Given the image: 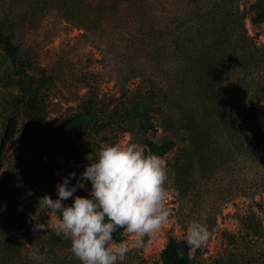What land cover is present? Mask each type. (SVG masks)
Wrapping results in <instances>:
<instances>
[{
    "label": "rangeland",
    "instance_id": "374dc122",
    "mask_svg": "<svg viewBox=\"0 0 264 264\" xmlns=\"http://www.w3.org/2000/svg\"><path fill=\"white\" fill-rule=\"evenodd\" d=\"M231 2L243 11L253 0ZM212 4L213 0H0V23L13 30L23 58L34 66L25 67L26 72L34 79H47L40 92L48 99L52 125L83 109L86 101L96 105L98 115L115 107L121 110V102L136 105L141 91L153 90L154 99L162 103L160 113H150L156 130L133 128L131 134L118 132L115 137V144L121 145L145 146L144 138L158 143L171 137L175 142L160 156L172 179L170 222L147 249L130 250L124 264L160 262L168 239L186 241L187 224L194 219L208 226L210 237L201 248L189 251L192 264H264L261 245L247 247L240 233L245 216L252 211L261 216L256 203L264 207V151L249 145L238 131L228 137L216 120H208L206 126L193 120L188 110L181 132L164 126L176 111L210 98L207 103L212 105L247 104L264 130L261 25L244 21L246 34L257 47L252 50L254 60L233 69L226 59H218L195 84L173 77L185 44H191L186 27ZM20 86L16 67L0 48L1 208L15 195L21 177L30 181L29 187L51 188L71 172L79 178L82 168H71L61 152L79 151L93 162L107 139L114 141L113 136L88 132L60 136L55 128L40 142L31 135L24 107L14 105L21 99ZM90 189L85 183L84 190ZM48 218L50 212L44 224ZM124 241L131 242V237L122 233Z\"/></svg>",
    "mask_w": 264,
    "mask_h": 264
},
{
    "label": "trees",
    "instance_id": "16d2710c",
    "mask_svg": "<svg viewBox=\"0 0 264 264\" xmlns=\"http://www.w3.org/2000/svg\"><path fill=\"white\" fill-rule=\"evenodd\" d=\"M234 7L231 0H213L210 8L201 13L199 11L200 18L186 27L191 44H185L182 58L174 66L179 68L176 69L173 77L176 78L177 75V77L187 78L186 81L189 78L190 82L195 84L201 73L209 67H214L218 59L221 62L226 59V64L233 69L255 59L256 55L252 50L257 47L251 44L250 37L246 34L244 21L248 19L252 24L261 25L264 31V0H253L243 11H239L237 7L234 9ZM196 44L199 49H196ZM0 48L10 63L16 67L21 77V99H16L14 105L21 104L24 107L29 119L31 135L40 142L41 139L50 136L55 128H58L60 136L82 132L113 136L112 143H108L109 139H107L106 144L109 145L115 144L118 132L131 134L133 128L143 132L156 130L150 113H160L162 103L154 99L153 90L139 92L138 98L141 101H137L132 107H126V104L121 102V110L118 111L115 107L108 109L102 115H98L96 105L92 101L83 102V109L62 117L56 126L52 125L48 118V99L45 95L42 97L40 92L47 79L46 77L34 79L29 76L25 67L34 66L23 58L22 49L15 42L13 30L1 23ZM185 85L187 88V82ZM207 99L209 101L210 98ZM207 101L200 99L199 103L192 104L193 107L183 112L176 111L168 119V126L163 123L165 128L181 132L184 128V116L187 114L185 112L188 110L193 120H199L205 126L208 120H216L217 125L228 137L238 131L248 138L249 145L252 143L255 148L264 151V130L255 121L251 113L253 111L247 104L241 103L237 107H227L221 102L212 105ZM143 140L147 149L158 156L169 151L175 144L171 137L164 138L158 143L151 139L144 138ZM61 154H64L63 157L71 168H82L81 174L86 165L91 163L90 157L79 151L71 155L66 152H61ZM77 179L76 176L73 177L69 184L75 185ZM29 182L21 177L16 189H13L15 193L13 198L8 204L6 202L4 208L0 207V264H35L29 258V253L33 250H38L39 255L43 257L40 264H80L69 251L70 242L62 236H56L51 228L47 233L32 231L36 223H44L43 218L48 212L47 210L42 212L37 208L38 199L47 194L55 200L57 190L55 186L54 188L29 187L27 186ZM3 188L2 191L7 190L6 187ZM74 194L85 198L89 196L84 189H77ZM71 203L70 199L64 201L66 206H70ZM255 206L259 209L261 216L258 217L254 211L245 216L240 233L247 247L253 243L261 245L260 255L261 260L264 261V207L260 203H256ZM122 233L123 230H118L114 233L113 239L121 242ZM231 243L235 244L236 241L232 240ZM189 251L190 248L186 241H178L170 237L161 251L160 262L153 264H192ZM178 252H182L183 255H179Z\"/></svg>",
    "mask_w": 264,
    "mask_h": 264
},
{
    "label": "clouds",
    "instance_id": "9594fccd",
    "mask_svg": "<svg viewBox=\"0 0 264 264\" xmlns=\"http://www.w3.org/2000/svg\"><path fill=\"white\" fill-rule=\"evenodd\" d=\"M75 176L71 172L61 177L56 185L57 199L47 194L38 199L37 208L50 212L51 219L46 224L36 223L32 231L47 233L51 228L70 242L69 251L80 264H124L130 250L147 249L170 222L172 179L162 158L145 146L105 144L75 185H70ZM85 183L91 185L89 196H74ZM68 199H72L70 206L62 203ZM118 230L131 237V242H116L113 235ZM209 237L206 224L195 219L188 222L186 244L191 251L205 245ZM29 258L35 264L43 259L38 250L29 253Z\"/></svg>",
    "mask_w": 264,
    "mask_h": 264
}]
</instances>
